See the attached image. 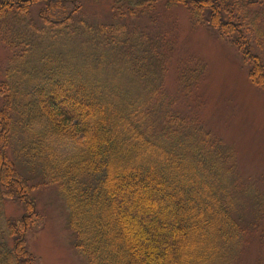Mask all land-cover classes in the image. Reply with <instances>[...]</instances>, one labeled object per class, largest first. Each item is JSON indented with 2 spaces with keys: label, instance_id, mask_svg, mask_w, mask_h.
I'll list each match as a JSON object with an SVG mask.
<instances>
[{
  "label": "trees",
  "instance_id": "obj_1",
  "mask_svg": "<svg viewBox=\"0 0 264 264\" xmlns=\"http://www.w3.org/2000/svg\"><path fill=\"white\" fill-rule=\"evenodd\" d=\"M12 1L0 0V11L22 13L43 1V18L54 6L52 0ZM217 1L167 0V6L183 5L196 22H207L228 36L249 24L261 47L264 8L252 7H262V0H223L224 8ZM145 2L136 0V5ZM71 15L57 21L45 18L54 29L44 33L62 36L64 49L46 50L40 57L41 51L37 56L27 49L33 53L21 56V91L16 88L20 82L0 85V95L8 93L0 107V208L4 187L21 193L27 204L19 221L4 222L0 212V234L16 243L0 244V264L32 263L24 239L39 218L34 199L27 198L32 187L7 155L18 126L30 164H39L44 178L64 195L70 225L91 264H230L243 244L222 168H217L213 152L203 149L200 134L181 132L176 117L159 128L150 116L155 111L149 99L161 86V70L151 69L145 55L135 65L125 27L85 24L67 30L63 25ZM108 32L114 36H105ZM241 41L239 47L253 60L250 78L264 87V62ZM69 42L73 47H67ZM137 79L141 82L136 87ZM151 80L157 87L148 86ZM11 112L20 117L17 126ZM79 133L83 137L77 139ZM65 138L72 140V150L57 154L50 143ZM133 187L139 189L137 196L130 193Z\"/></svg>",
  "mask_w": 264,
  "mask_h": 264
},
{
  "label": "rangeland",
  "instance_id": "obj_2",
  "mask_svg": "<svg viewBox=\"0 0 264 264\" xmlns=\"http://www.w3.org/2000/svg\"><path fill=\"white\" fill-rule=\"evenodd\" d=\"M130 1L65 0L62 3L52 0L53 9L43 18L41 12L46 9L43 1L31 4L28 11L22 13H16L15 9L1 10L0 85L20 82L16 88L21 91V56L33 53H27V49L33 48L37 56L41 51L39 57L46 50L64 49L65 39L59 38L62 36L44 33V30L54 29L53 23H46V16L53 21L67 19L80 5L71 15L70 23L63 25L69 26L67 30L85 24L125 27V34L130 33L132 40L128 50L135 65L145 55L151 69L161 70L158 79L161 86L149 99V107H154L155 111L151 112V118L157 121L159 128H164L176 117L179 124L175 127L181 132L200 134L203 149L213 152L217 168H222L225 174L224 182L234 201L231 212L241 228L243 244L230 264H264V87L251 80L253 60L246 57L238 45V39L241 43L246 40L251 55L259 54L264 62V36L258 39L261 48L255 44L256 32L249 24L237 27V31L228 36L207 22H196L183 5L167 6V0H147L139 7L136 0ZM217 2L224 8L223 0ZM262 3V7L256 5L253 10L264 8V0ZM129 11L135 14L130 15ZM260 22L264 31L263 14ZM105 36L114 34L108 32ZM67 47L73 44L69 42ZM108 69L107 65L104 77H108ZM138 80L133 81L136 87L141 82ZM148 86L157 87V81H149ZM7 95H0V107L7 101ZM19 104L21 106V96ZM10 114L17 126L19 115ZM82 137L83 133H79L76 138ZM22 139L23 132L18 126L7 155L14 161L19 175L32 187L27 198L34 199L39 216L24 239L31 264H91L87 252L79 246L78 232L70 225V210L64 195L57 184L44 178L39 164H30L22 150ZM71 141L70 138L55 139L50 145L57 154H65L72 150ZM138 190L133 187L131 195L137 196ZM143 190L148 193L146 187ZM2 192V220H21L27 213L21 193L11 194L5 187ZM5 236L0 234V244L5 241L10 246L16 244L13 238ZM193 236L197 239V232H193ZM191 263L198 264L195 260Z\"/></svg>",
  "mask_w": 264,
  "mask_h": 264
}]
</instances>
